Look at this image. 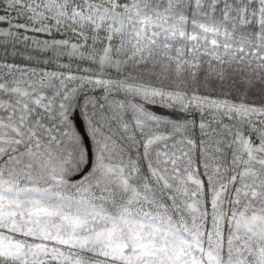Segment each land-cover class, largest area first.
<instances>
[{"label": "snow or ice", "instance_id": "6c2138e0", "mask_svg": "<svg viewBox=\"0 0 264 264\" xmlns=\"http://www.w3.org/2000/svg\"><path fill=\"white\" fill-rule=\"evenodd\" d=\"M0 264H264V0H0Z\"/></svg>", "mask_w": 264, "mask_h": 264}, {"label": "crops", "instance_id": "0c3cea01", "mask_svg": "<svg viewBox=\"0 0 264 264\" xmlns=\"http://www.w3.org/2000/svg\"><path fill=\"white\" fill-rule=\"evenodd\" d=\"M0 53H2V49H0Z\"/></svg>", "mask_w": 264, "mask_h": 264}]
</instances>
